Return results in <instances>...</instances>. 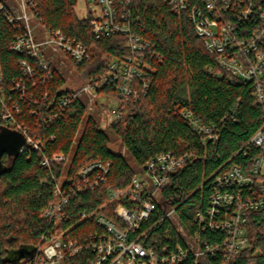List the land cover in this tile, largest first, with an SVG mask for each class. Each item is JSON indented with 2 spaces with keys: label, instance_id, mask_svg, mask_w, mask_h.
<instances>
[{
  "label": "trees",
  "instance_id": "16d2710c",
  "mask_svg": "<svg viewBox=\"0 0 264 264\" xmlns=\"http://www.w3.org/2000/svg\"><path fill=\"white\" fill-rule=\"evenodd\" d=\"M77 6L78 0L29 2L43 25L61 30L87 47L90 57L78 66L79 75L87 81L105 74L110 59L122 60L131 51L127 34L96 38L90 24L91 8L87 16H81ZM12 13V4L1 0L3 86L7 102L11 104L12 98L20 107L18 120L29 127L30 134L43 148L42 151L31 148L18 157L3 156L9 170L0 177V264H33L42 237L49 236L54 229L53 221L44 217L42 210L54 200L53 178H59L64 170L75 181L79 169L91 160L112 163L109 183L73 197L67 207V217L62 220L67 235L83 242L100 227L93 218L83 220L80 213L101 210L117 219L114 213L117 203L109 200L108 188L127 187L137 172L134 165L144 167L162 152L190 153L193 157L172 175L170 183L161 191L155 211L134 234L150 229L142 238L144 244L157 251L165 245L174 248L181 237L165 214L175 209L180 222L193 232L197 227L196 212L205 211L211 205L212 196L219 188L216 176L234 164L249 169L258 153L254 147L245 148L263 122V107L255 101L253 85L232 80L222 71L216 56L197 35L188 12L174 10L166 0H135L127 8V15L132 33L149 42L152 49L146 53L154 69L148 92L137 101L119 103L121 115L116 123H111V134L90 115L76 140L87 113L86 103L78 98L60 113V99L72 89L66 88L65 77L52 62L51 78L42 80L41 75L46 71L29 58L38 76L25 77L19 62L25 55L12 49L19 33V23L9 21ZM20 80L26 83L24 91L15 89V83ZM117 90V84H111L100 89L99 95L116 98ZM181 109L189 110L202 124L215 123L218 139L205 142L185 122L179 113ZM48 113L60 114L50 119ZM113 137L120 140L127 155L110 149ZM73 150L68 166L66 160ZM54 153L65 155V161L52 162L50 166L42 164L43 154ZM247 228L250 245L235 261L264 264V211L250 212ZM223 236L219 231L202 233L209 243H221ZM95 255L91 250H84L75 256H65L62 264H91Z\"/></svg>",
  "mask_w": 264,
  "mask_h": 264
},
{
  "label": "built area",
  "instance_id": "2783aa9c",
  "mask_svg": "<svg viewBox=\"0 0 264 264\" xmlns=\"http://www.w3.org/2000/svg\"><path fill=\"white\" fill-rule=\"evenodd\" d=\"M91 1L97 6L96 10L91 9L93 17L90 24L94 36L103 38L117 33L127 34L131 55L122 60L110 59L105 74L87 80L80 90L65 94L60 99V113L73 101L82 98V94L93 102L99 97V90L111 84H117L116 99L119 103L139 100L151 84L154 69L146 58V53L152 50L150 43L135 36L128 21L127 8L135 0ZM166 1L174 10L188 12L197 35L203 38L207 50L216 56L217 64L228 77L253 85L255 101L263 107V122L245 144V148L258 150L251 167L245 169L234 164L216 176L215 183L219 188L212 196L211 205L205 211L196 212L194 221L197 227L193 232L180 222L175 209L169 210L165 218L175 226L181 242H176L170 249L165 245L159 251L142 241L150 229L134 233L150 218L161 191L170 183L172 175L192 160V154L159 153L142 167L145 170L143 175L136 172L132 176L127 187H109L108 198L117 203L114 209L117 219L101 210L82 211L83 220L93 218L100 227L83 242L67 235L62 220L67 217V207L73 197L109 183L112 163L91 160L79 169L75 181L64 170L59 178H53L54 200L42 210V215L53 221L54 229L49 236L42 237V245L35 250L33 264H62L65 256H75L84 250L96 254L91 264H239L235 260L249 247L248 215L252 211H264V0H200L201 5L196 0ZM29 2L18 0V10L12 6L13 13L9 15L10 22L19 23V33L12 49L25 55L19 61L25 77L38 76L30 58L46 71L41 75L42 80L51 78V62L44 57L42 50L47 46L67 55L78 70V66L90 57L87 47L67 37L61 30L43 25L30 9ZM33 19L39 22L35 26L42 27L46 39H38ZM217 75L222 76L223 73ZM15 84V89L25 90V81ZM5 91L0 72L1 125L25 135L27 145L22 148L21 154L31 148L42 151V143L30 134L24 122L18 120L21 110L17 101L11 98L9 104ZM113 112L112 122L116 123L121 115L119 104ZM60 113H48L47 116L51 119ZM179 113L205 142L218 139L215 123L202 124L187 109H181ZM65 159L61 153L43 154L42 164L50 166L52 162L59 163ZM209 230L223 233L222 242L204 240L202 233Z\"/></svg>",
  "mask_w": 264,
  "mask_h": 264
},
{
  "label": "rangeland",
  "instance_id": "374dc122",
  "mask_svg": "<svg viewBox=\"0 0 264 264\" xmlns=\"http://www.w3.org/2000/svg\"><path fill=\"white\" fill-rule=\"evenodd\" d=\"M8 3L12 4L13 7H15L16 10H18V0H7ZM88 8H91L92 10H96L97 6L94 4L91 0H78V12L81 16H87ZM33 25H39V22L37 19L32 20ZM38 23V24H37ZM36 31L38 32V39L43 40L46 39L45 33L41 26H35ZM42 50L44 51V57L53 63V65L59 69V71L63 74V76L66 79V88L72 89V90H80L82 87H84L87 84L86 79L81 77L79 75V70L75 68L74 62L69 59L67 55H65L63 52H55L52 49V46H47L46 48L42 47ZM85 95V94H84ZM82 94V98L84 99L85 103H87V113L82 121L81 127L78 131V135L76 137V140H78L82 134L84 125L89 118L90 115H93L94 118H96L100 124L101 127L107 131L109 134H111V123L114 119V108L117 107L119 104V101L111 95H99L98 98H96L93 102H90V99L85 95ZM92 104L91 106H89ZM113 142L110 145V149L115 152H122L127 155V152H125L124 147L121 145L120 140L113 137ZM75 140V141H76ZM75 149V146L74 148ZM74 156V150L73 152L68 156L67 158V165L69 166L72 162ZM136 167V170L138 174L143 175L145 173V170L142 167ZM262 179L264 180V176H262Z\"/></svg>",
  "mask_w": 264,
  "mask_h": 264
},
{
  "label": "water",
  "instance_id": "95a60500",
  "mask_svg": "<svg viewBox=\"0 0 264 264\" xmlns=\"http://www.w3.org/2000/svg\"><path fill=\"white\" fill-rule=\"evenodd\" d=\"M26 145L27 138L20 131L5 126L0 128V177L9 170L8 165L3 162V156L18 157Z\"/></svg>",
  "mask_w": 264,
  "mask_h": 264
}]
</instances>
